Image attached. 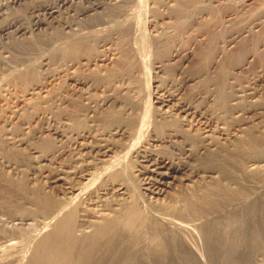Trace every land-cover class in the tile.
<instances>
[{"label": "rangeland", "instance_id": "obj_1", "mask_svg": "<svg viewBox=\"0 0 264 264\" xmlns=\"http://www.w3.org/2000/svg\"><path fill=\"white\" fill-rule=\"evenodd\" d=\"M31 4L15 6L9 15L27 21ZM134 12L133 29L127 26L123 30H137L139 47L146 43L144 55L138 47L134 48L137 44L131 37L125 44L117 39L109 42L107 33H84L81 46L65 50L66 47L57 45L51 53L44 54V60L40 59L42 65L38 66L36 56L43 48L33 53L27 48V57L19 47L26 44L21 40L14 42L13 51L23 54L19 59L22 61H18L23 64L0 73V264H16V255L23 256L20 264H27L47 208L68 196L57 191L48 179L57 174L64 182L63 177L75 184V171L102 166L94 164L95 149L101 145L122 154L127 150L120 147L124 137L115 132L120 127L128 132L135 129L144 109L147 122L153 123L150 133L174 127L178 134L158 142L147 139L149 132L148 136L144 132L138 138L140 145L137 143L135 150L122 154L120 166L100 176L75 201V235L90 234L104 212L131 211L135 221L127 240L131 245H151V237L158 235L154 239L160 240L167 232L161 225L165 221L177 227V236L181 231L183 238H177L201 254L205 248L201 221L230 211L232 226H240L239 236L249 239L252 227L247 219L256 209L261 213L264 195L246 213L235 207L249 195L248 191L251 195V191L264 192V0H140ZM93 23L94 20L86 25ZM230 36H236L235 45L229 42ZM102 37L108 41L100 40ZM93 38L99 39L98 46ZM156 46L160 49L156 50ZM170 53L174 57L171 64L165 61ZM45 55L52 56L51 63ZM188 77L196 78L192 81ZM179 84L182 87L176 94ZM207 90L212 97L205 98ZM168 94L176 97L169 96L171 102L160 103L158 96ZM104 99H113L114 103L103 107ZM179 101L193 106L182 113L176 109ZM47 128L51 130L46 131ZM55 129L60 135L54 134ZM204 135L208 140L226 144L219 151H229L219 152L222 158L216 159H211L215 153L193 152L192 146ZM248 137L262 142L246 145ZM75 145L85 148L74 149ZM143 148L153 151L155 157L167 156L163 159L166 165L172 163L179 168L172 173L173 179H167L170 183L162 194L151 196L141 189L136 151ZM104 181L122 183L124 193L105 194L103 203H97L105 206L99 212L89 198L95 197ZM204 192L219 196L217 202L210 203ZM205 256L202 254L201 262L208 261ZM134 260L130 264H135ZM244 262L264 264V249L251 255L233 253L224 260V264Z\"/></svg>", "mask_w": 264, "mask_h": 264}, {"label": "bare ground", "instance_id": "obj_2", "mask_svg": "<svg viewBox=\"0 0 264 264\" xmlns=\"http://www.w3.org/2000/svg\"><path fill=\"white\" fill-rule=\"evenodd\" d=\"M139 3H140V0H0V73H4L5 71L9 70L10 67H14L16 64H23L21 62H18V61H22L19 59L24 57L22 56L23 54H19V53L17 54L15 51H13L14 48H12V46L14 45V42L17 40H21L20 43L26 44V45L19 46L21 47L20 50L24 51L23 53H25L26 56L27 55L29 56L28 52L30 53H33L36 51L39 52L40 49L42 48L46 50L45 51L42 49L43 51L41 50L38 56H36L39 58V61H37L38 66L41 63L40 59H43L44 54H46V52L51 53V50L56 48L57 45H61V47H66L65 50L81 46L82 42L80 41V39L84 36V33H88V34L95 33L98 35L107 33L106 38L109 39V42L113 41V39L115 40L117 39V40H120L122 43H125L127 42V39L131 37V39L134 40V43L137 44V40H138V39L136 40L137 30H132L133 29L132 23H133V19H136L133 17L136 12V11L134 12V9L136 6H138ZM28 4H31L32 6L29 9L27 21H22V20H19L18 18H15V16L12 17L11 15H9L10 11L15 6L20 7L24 5L25 7H27ZM98 17L100 19L97 22L96 19ZM93 20L95 21V23L91 24L90 26L86 25L87 23L92 22ZM127 26L132 27L131 29L132 31L130 33L129 32L125 33V31L123 30V28ZM113 33H115L116 36ZM141 33L142 32H140L139 34ZM235 37L230 36L229 42L231 44L235 40ZM106 38L105 39L103 38L100 40H105L107 42L108 39L106 40ZM147 39L148 38H146L145 40ZM145 40L142 39V42ZM92 41H95V46L99 45L100 41L98 38L96 39L93 38ZM121 42L120 44L119 43L118 44L121 45ZM142 42L141 44H143ZM144 45H146V43ZM144 45L139 47V44H137V46L135 45L134 48L136 49L138 47L140 49V53L143 54L144 53L143 50L145 48ZM27 48H28V52H27ZM157 49L158 48L156 46V50ZM134 52L139 53V51H136V50ZM140 53L139 55H141ZM47 57L49 58L50 63H51L52 59H50V57L52 56L47 55L46 58ZM188 57L189 56H187L186 58ZM173 58H174L173 53H170L169 55H167V58H165L166 59L165 61L171 64L173 62L172 61ZM140 59H142V57H140ZM210 68L211 67H209V69ZM207 73L208 72H206V74ZM28 74L29 73L27 72L24 75L23 74L22 75L25 76ZM208 74L210 75L212 73H208ZM194 78L196 77H188L187 79L193 81ZM185 80H181L182 84H185L186 82ZM181 85L179 84L178 87L176 86L177 88L175 90L176 91L178 90L176 94L180 92L181 87H182ZM202 85L204 84L202 83ZM209 91L205 93L206 94L205 98L212 97L211 95L212 92L209 93ZM176 94H172V95L168 94L162 97L158 96V98H160L159 102L160 103L171 102L170 100L167 99V97L169 96L172 97V96H175ZM223 94L224 93H222V95ZM147 96H149V94ZM103 101H104L103 107L105 105L109 106L110 104L114 103L113 99L112 100L104 99ZM215 101H216V98H213L212 99L213 104L215 103ZM190 105L189 103L184 104L183 102L179 101V104L177 105L176 109H179L182 113H186L188 109H190ZM146 106L147 104L145 105V107ZM193 108L195 109V106ZM146 110L144 109L142 113L143 115H140V117H138L139 119L136 121L137 126L135 129L128 132L126 131V129H122V127H120L116 130L115 134H119V136L124 137V140L122 141L121 146H120L123 150L127 149L126 150L127 152H130L128 150H135V148H137L140 145L138 143L139 142L138 138L141 135H143L144 132L147 133L150 130H152L151 125L153 123L149 124L150 122L149 123L147 122L146 120L147 111ZM204 119L207 120L206 117ZM206 122L208 123V121ZM48 130H51V129L47 128L46 131ZM167 131H169V133ZM205 131L206 130H204V132ZM59 132L60 131L55 129L54 134L60 135ZM223 132H221V134ZM176 134H178V129H174V127L173 129L166 127L162 129V131L158 134L154 133V131L151 133L149 132L150 136L147 139L158 141V142L165 141L166 137H171V136L173 137V135H176ZM228 135L226 139L229 138ZM147 136H148V133H147ZM147 136L145 135V137ZM205 136L206 135H204L200 139V141H198L196 145L192 146L193 152L194 151L196 153L198 152V154L208 153V152L209 153L211 152L212 154L215 153V155H213L214 157L211 159H216V158H222L221 156L223 154L219 152H222L223 150L229 151V149L222 150V148H221L222 151H219L220 146L223 147L224 145L222 146V144H225V143L217 142L215 140H208L207 139L208 137L206 138ZM244 136L246 139L247 135H244ZM247 140H248L247 142L244 141L246 145L247 144L250 145L253 143L257 145L259 142L260 143L262 142L257 139L254 140L251 137H248ZM183 141H186V140H183ZM173 142L174 141H172V143ZM230 142L232 143V140L227 142V144ZM137 143L139 144L138 146H136ZM99 147L100 148L95 149V154H94L95 159L94 160H96V163L94 164L98 165L99 163H101L102 166L96 165L97 167L80 168L78 171H75L72 174L74 178H76L75 184H70L71 182H68L63 177V179L66 181L64 182L62 180V177H59L57 174L55 176H51L50 179H48L47 182L52 184L53 187H56L57 191L62 192L63 195L68 194V196H64L62 198L63 200L61 199V201H58L54 203L53 205L51 204L52 206L47 208V216L45 217L42 216L43 220L40 221V224L38 227L40 236L37 239V241L34 240L36 241V244L34 245L32 253L30 254L31 257L26 262L27 264H127V263L130 264L134 259H135L134 260L135 264H137L138 262L139 264L140 263L141 264H167V262L165 263V261H169V264H173V261H175L174 263L177 264L179 261H182V260L185 261V263L183 264H211V263L224 264L225 257H228L229 255H232L233 253H235L236 255L238 254H243V255L250 254L251 255L255 251L264 249V202L261 203V206H260L262 210L261 213L259 214L257 212L259 209H256L253 212L255 213L257 212V214L250 213V217L249 219H247L251 223V227H252L251 234H249V239L239 236V232L241 231L240 226H237L236 228L233 227L234 225L232 226L233 224L232 215L233 214H231L230 211L221 212L218 214V216L216 217L213 216L214 218L205 217L204 220L201 221L202 224H200L202 227L201 231H202V237H204V246H205L204 251L202 250L203 253L201 252V254H199L198 253L199 251L197 252V250L194 249L193 246H192L193 249L192 247H189L187 244L188 242L187 243L183 242L184 240L182 241L181 239L177 238L178 236L181 235L180 233L181 231L179 232L180 235L178 233V236H177V231H176L177 227L175 228L167 224V222L165 221H161L162 222L161 225L162 224L164 225L163 228L165 227L164 229L168 233L166 232V235L163 236L160 240L159 239L155 240L154 238L156 236L154 238L151 237V239L153 240H150V241H153V244L150 243L151 245H149L148 243L147 244L149 245L148 247L147 245L143 246L145 244H141L142 246L141 247L140 244L138 245L137 243H136L137 245L136 244L134 245V243L131 245L129 242H127L128 235L131 232V228L135 224L134 216L133 214H131V211H121V213H118V214H109L107 212L106 213L104 212L101 214V219L99 220V223H97L96 227L93 230L91 229L92 231L89 232L90 234L86 233V235H84V233H80V234H83L84 236L75 235V233H77L75 232L76 231V227H75L76 226V212L73 207V204L85 192H87L89 188H91L92 184L94 186V182L97 179L101 178L100 176L107 174L111 170L112 171L116 170L117 165H119L121 162L120 158L122 154H125L126 152L124 151L122 154H119V150L115 152L113 148H107L106 145H101ZM76 148L82 150V148H85V147L79 148L77 147V145H75L74 149ZM145 149L146 148H143L141 152L136 151V156H138L137 166L139 168L137 169V171L139 175L141 176V181L143 182L141 183V189H143L145 192L147 191V193H149L151 196H156V195L162 194L161 192L164 190V188L168 187V184L170 183V181H168L167 179H173L172 173H174V171H176L177 169L179 170V168L172 166L171 165L172 163L168 164L167 166L163 160V159H166L167 156L163 158V156L160 154L159 156L155 157L154 153H152L153 151L151 152ZM181 150H184L183 146ZM187 151H190V148H188ZM126 155H128V153ZM130 155L133 156L132 154ZM38 161H41V160H38ZM60 180L64 185L60 184L61 182L58 183ZM123 189H124V186L122 185V183H118V182L115 183L114 181L107 183L104 181L103 185L99 187L95 197L92 195L95 199L93 197L91 199V197L88 196L90 197L89 202L91 201L90 204L91 203L96 204L97 211L100 212L104 210L105 206H103V204L98 205L97 203H100L103 201L102 200L103 196H105V194L107 195L109 192L113 194L119 193L120 195L124 193ZM253 192L251 191L252 193L251 195L250 192L248 191L247 193L249 195L246 196V198H244L243 200H241L240 203L236 204V202H234L236 204L235 208H237V210H240L241 213L242 212L246 213L249 208L252 209L251 206H253L255 203L260 201V199L264 195V192H261V193H256V192L253 193ZM204 194H205V197L207 196L209 202L212 204L216 203L219 198V196L215 197L209 193L204 192ZM45 198L48 199V196ZM87 202H88V199H87ZM235 204H232V205H235ZM256 216H259V218ZM199 220L201 219L199 218ZM161 225L159 224V226ZM159 229L161 230L160 227ZM160 233L162 232L160 231ZM158 237L159 235L156 238ZM28 238H31V237H28ZM185 241L187 240L185 239ZM141 243H144V240L143 242L141 241ZM186 244L188 247L186 246ZM202 254L207 255L205 257L208 258V261L206 260V262H201V260L203 261L204 259V258L201 259ZM22 257H19V255H16L13 261L16 264H20L21 262H23V261L20 262ZM243 264H250V263L244 262Z\"/></svg>", "mask_w": 264, "mask_h": 264}]
</instances>
